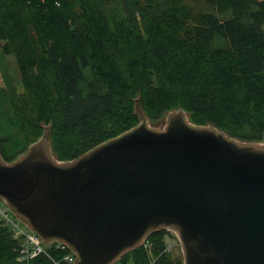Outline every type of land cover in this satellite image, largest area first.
Instances as JSON below:
<instances>
[{"label":"trees","instance_id":"16d2710c","mask_svg":"<svg viewBox=\"0 0 264 264\" xmlns=\"http://www.w3.org/2000/svg\"><path fill=\"white\" fill-rule=\"evenodd\" d=\"M0 66L7 163L46 127L54 157L73 161L139 126L137 99L152 120L183 110L193 125L264 142V0H0ZM167 234L117 264H184L163 252ZM20 247L0 223V264H52L19 261Z\"/></svg>","mask_w":264,"mask_h":264},{"label":"water","instance_id":"95a60500","mask_svg":"<svg viewBox=\"0 0 264 264\" xmlns=\"http://www.w3.org/2000/svg\"><path fill=\"white\" fill-rule=\"evenodd\" d=\"M136 113L139 126L69 162L54 157L49 127L16 162L0 145V199L77 264H116L164 230L180 236L185 264H264V144L183 110L151 128L139 99Z\"/></svg>","mask_w":264,"mask_h":264},{"label":"built area","instance_id":"2783aa9c","mask_svg":"<svg viewBox=\"0 0 264 264\" xmlns=\"http://www.w3.org/2000/svg\"><path fill=\"white\" fill-rule=\"evenodd\" d=\"M0 223L3 227L10 229L14 238L21 242V247L18 250L19 261L28 262L40 255H45L52 261V264H76V254L68 246L54 241L50 247L54 253H50L45 248L42 239L35 232L26 228L2 201H0ZM179 244L180 241L177 235H169L165 240L163 252L170 253ZM152 246V242L149 240L143 244L146 251H151ZM149 264H156V260L151 259Z\"/></svg>","mask_w":264,"mask_h":264},{"label":"rangeland","instance_id":"374dc122","mask_svg":"<svg viewBox=\"0 0 264 264\" xmlns=\"http://www.w3.org/2000/svg\"><path fill=\"white\" fill-rule=\"evenodd\" d=\"M5 65H6V67H8L9 76H10L11 81L18 88H20L21 79H20V74H19V71H18V68H17V65H16V62H15L14 58L11 57V56L6 57ZM5 87H6V82L4 80L3 71H2V68L0 66V90L3 89V88H5ZM3 107H5V105H3ZM178 111L179 110H177V111H170V112H168L166 115H164L159 120H152V119H150V118H148V117L145 116V118H143V121L146 122L147 125L149 127H151V128L164 129V128H166V126L168 124L169 114L172 113V112H178ZM188 120H189L190 123H192L191 120H190V115L188 117ZM263 144H264V142H263ZM173 254H174L175 257H180V256L183 257L181 243L179 244L178 248H176L174 250ZM130 264H132V263L130 262Z\"/></svg>","mask_w":264,"mask_h":264}]
</instances>
